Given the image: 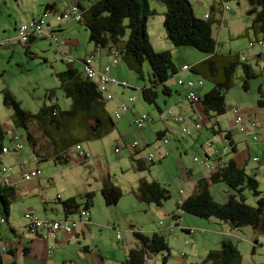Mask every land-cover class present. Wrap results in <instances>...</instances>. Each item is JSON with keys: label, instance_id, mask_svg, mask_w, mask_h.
<instances>
[{"label": "rangeland", "instance_id": "rangeland-1", "mask_svg": "<svg viewBox=\"0 0 264 264\" xmlns=\"http://www.w3.org/2000/svg\"><path fill=\"white\" fill-rule=\"evenodd\" d=\"M32 1L36 4L37 2L43 0H23L24 4H27L28 7L31 6ZM44 1L51 2V0ZM76 1H81L84 6H89V4L93 2V0H56V5L59 10H62L68 4L75 3ZM148 1L150 8L152 10H156V14L150 18V25L154 32L153 35L150 33L151 40L154 45L157 44V46H160L164 43L163 41H166L163 29L165 11L161 10L160 3H156L154 0ZM189 1L193 7L195 16L198 18H204V15L208 13L209 6L214 0ZM24 4H22L20 0H0V41L7 40L9 44L6 47L0 46V122L10 127L5 136V144L9 146L19 142L27 144V131L22 126H18L16 129L18 137L15 138L14 142L11 141L13 139L12 128H14V122L12 119L14 117V111L12 108L3 104V92L7 90L15 97V99L19 102L20 107L25 112L34 116L30 117L28 120V127L31 132L33 134L38 133V131L50 132V136L54 141H56L58 149H61L78 138L83 141V136H77L78 134L76 132V128L79 127L80 119H84V116L80 119L65 121L61 130L52 128V131H50L47 127L46 116L41 113V109L45 106L57 104L61 111L70 110L72 101L70 98L66 97L62 83L57 75L68 69V59H75L74 66L80 67L79 61L76 59L77 53L83 54L84 50H86V54L94 52L97 58H99L98 54L106 56L107 50H97L93 44L89 43V32L87 31L85 24L77 23L73 20L64 21L61 23L59 28H56L57 32L54 35L55 38H57L56 41L55 39L50 38L39 39L31 43L29 45V49H27L24 45L17 44L14 40L16 37L15 24L22 18L26 19L25 16L19 17L18 12L19 8H21ZM225 5L230 8V11L225 16V27L218 35V30L214 28V38L219 46H223V52H227L231 46L233 50H239L242 55H246V49L248 48L249 41L245 32L251 24V20L246 14V11L248 10L247 2L246 0H229L225 2ZM23 10L24 9L22 8V11ZM27 13V16L30 18V11H27ZM35 13L38 14V10H35ZM45 19L50 23L53 21L51 20L52 18ZM127 23L128 22L125 21V25H127ZM128 33L129 31L127 30V35L125 36L126 39L128 37ZM76 45L80 48L73 50L72 47ZM70 48H72V54L69 53ZM174 49V60L172 59L174 64H177V49L201 54V52L190 47H174ZM255 49L259 50L260 48L256 47L252 50V52L255 51ZM106 63V65H111L112 69H118L121 67L124 71H126V73H128V76L126 75L124 80L129 87L113 88L111 92L114 97V101L120 103L118 108H120V106L124 103L128 104V98L137 97L138 101L136 108L139 105H142L144 110L141 112L149 114V116L154 120L153 123L150 122L145 124L143 128L144 130H138L133 121H130L131 118L133 119V114L135 113L134 109L126 113L123 118L119 120L122 122L121 129L123 134L133 135L134 137L128 138L127 142L129 144L137 142L139 146L144 145V134L141 132L146 131L148 136L147 140L150 142V145L144 149L142 157L145 158L147 167L139 166L136 163L130 162L132 152H130L129 150L131 149L126 146L129 144L124 142L120 143L117 136L111 135V137H102L101 139L95 141H85L79 144V146L83 148V151H86L90 155V160H87L84 163L75 161L73 163L69 162L67 164H61L56 160L57 158L40 160L39 166L42 171V179L44 180L43 193L47 190L54 192V187H52L53 184H50L49 180H52L54 184L60 187H66V184L74 187L85 181H89L94 185L96 178H99L100 176H109V180L112 185L122 192L121 199L117 205L107 206L102 197H100L99 202H95V199L93 198V205L89 209V212L93 211L96 214V217L101 220L99 225H101V229H104L103 231L107 233L104 234V241L109 242L110 245L113 242L115 246H118L121 242L117 240L116 233L108 230V227L110 229L118 228L121 230L128 229L130 224L135 225L139 229H145L146 227H162L160 224L158 226L160 220L155 217L157 215L155 210L160 209L159 207L153 206L155 209H152V211L149 212L148 205L139 204L140 206H138L132 200L136 197L137 192V190L133 192L132 188H138L139 181L141 179H145L149 182L156 181L170 196V199L163 202L162 205H164V208H171L174 212H178L179 217H182L183 219V223L190 229H194L196 231V234L191 235L176 229L174 233L166 234V240L171 254L168 261H170L171 264H195V257L200 256V258H203V256H205V253L203 252L205 244H203L202 237L204 234L206 235V232L204 231L206 228L202 227L199 223H206L207 220L185 214L177 208L179 200L182 199L179 192L181 190L185 191V182L182 176L181 168L184 166L185 169L190 168L195 171L202 169L205 170V167H203L200 163L194 162L195 157L200 160L205 159L207 156L205 152H209L211 154V156L209 155L211 163L216 160V157L214 156L215 151H217L219 156L223 159H227V156H232L230 152L229 155H223L224 145L228 151H230V147L227 143L222 144L220 138L222 133L217 131L218 126L225 133L230 132L233 134V139L240 150L246 149L244 135L241 136V134H237L236 132L239 127L235 123L236 116L232 109L238 108L241 116H243L246 120H248V117L253 115L255 110H264L256 106L259 99H264V76L251 80L249 82L248 90H245L243 82L241 81L242 69L239 67L234 75L232 87L224 93L226 113L219 117L212 115L211 122L206 123L205 125L201 121H193L194 124H202V130L194 131L191 136L182 134L180 127L177 128V126H173L178 129V132L174 133V137L170 136L169 142L172 144L169 145V143L168 145H163L159 143L160 141L157 140L156 135L152 132L153 129L149 127L152 123L151 125H153L155 130H157L164 127L165 123L160 121L159 111L155 105H149L142 99V89L145 86H151L150 81L153 80L149 64L147 62L144 64L143 78H138L129 71L121 57H119L116 65L112 64V60L110 58L106 61ZM178 78L179 76H173L166 82V84L175 81L174 85L177 88L172 87L173 103L185 105L187 104L186 89L176 84ZM183 78L188 79L186 75H183ZM191 78H193L192 75ZM203 81L205 82L204 86L198 92L200 97H202L210 90L209 88L212 87L207 80L203 79ZM162 89L163 85H158L156 87L158 92L156 104L162 108V111H167L168 107H171L173 104L165 103L168 102V98L162 93ZM189 102L193 104V101ZM194 104H199V102ZM113 110L114 109H111L112 115L115 112ZM192 116H195L196 118V113H193ZM198 119L200 118L198 117ZM211 125H214V129L218 132L216 135L213 134ZM96 135L101 136L102 132L97 131ZM39 137H41V135ZM176 137L180 142L179 148H176V145H178ZM257 137L258 143L253 144L251 157L253 158L257 156L263 161L260 165L255 164V167L251 164L249 170L252 168L257 170L256 178L259 183V190L264 193V154L262 155L259 153L260 149L264 150V125L263 128H260L258 131ZM161 142L163 141L161 140ZM158 146H161L162 148L166 147L168 152L170 151V156L159 159L161 150ZM26 148L28 147L26 146ZM117 148L120 149L119 152H115V149ZM138 148L139 147L136 149ZM22 152L23 154H27L24 150L20 153ZM150 155L155 156L153 162L148 160ZM23 159H25L27 163H32L31 154L24 155ZM179 161H182L183 164ZM14 164L15 160H11V162L5 161L2 163V166L10 167ZM110 166L111 170H109ZM15 173L18 174L16 169ZM39 178L40 177L38 176V178L24 181L17 185L16 192H21L23 188L28 194L27 198L16 201L13 200L11 204L10 217L13 218V221L15 222L14 224L17 225V227L22 226L24 222L23 214L29 211H25V209L30 208V204L35 208V213L31 212L36 216L39 215V213L37 214V211L43 208L39 198V191H37V195L36 193L31 192L29 184L39 180ZM223 190L229 191L227 186L222 183L215 184L210 189L217 202H223V200L218 199V197H225ZM56 194L57 193H54L53 196ZM243 194L247 205L251 207L257 206V198L253 196L251 191L245 190ZM49 197H52V195L50 194ZM140 207H142V211H139ZM74 217H79V214H75ZM182 219H180V221ZM244 230L245 231L243 232H239L242 240L240 251L243 255V264H264V236H260L256 239L257 243L254 245L255 254L252 255L250 244L256 240L253 239L250 243L248 238L243 235L246 234L249 237L251 232L247 227ZM9 233L10 232L8 231V233L5 234V231H3L2 234H4V237L8 238ZM121 234V236H123L125 233L122 232ZM209 241L210 246H214L215 243L211 240ZM186 242H188V244H186ZM216 249H221V247H216ZM19 256H22L21 250H19ZM163 256L164 254L160 253L158 255V259L161 260ZM34 258L35 257L33 255L28 258H22L18 264H37L39 261H35ZM94 262L97 264L95 260ZM98 264L106 263L99 258Z\"/></svg>", "mask_w": 264, "mask_h": 264}, {"label": "trees", "instance_id": "trees-1", "mask_svg": "<svg viewBox=\"0 0 264 264\" xmlns=\"http://www.w3.org/2000/svg\"><path fill=\"white\" fill-rule=\"evenodd\" d=\"M157 1H160L165 7L163 29L171 44L175 48L190 47L210 56L198 66L191 67L194 74L201 75L203 79L213 85L211 90L206 92L202 97L199 96V104L202 107L203 115L211 118L212 115L218 117L224 115L226 113L224 93L232 87L233 78L238 68L240 67L242 69L241 81L243 82L245 90L248 89L249 82L257 78L259 74L251 68L249 64L250 61L242 62L238 55L228 54L217 56V42L213 35L215 22L209 18L201 19L196 17L189 0ZM227 1L229 0H218V5L225 7V2ZM246 2L248 5L246 14L251 20L250 27L247 31H250L256 38L255 41L250 42L261 41L264 43V0H246ZM73 4L79 7L82 13V21L80 23L85 24L89 32V43L93 44L97 50L106 49L109 51V55L110 52H117L118 57H121L129 71L138 78H143V66L146 62L149 64L153 80L150 81L151 86H145L142 89V99L145 103L155 105L158 109L156 104L158 98L156 87L158 85H163L162 93L166 95L168 92L166 82L179 73L172 61L171 54L168 51H155L150 42L147 24L148 20L154 16L156 12L150 8L149 1L93 0L87 8H85L84 5L82 6L83 3L81 1H77L71 5ZM55 9L54 4L45 6V11H54ZM213 9V6H211V11ZM62 12H59L58 15ZM125 21L128 22L127 25H125ZM52 30L53 28L51 27L50 35L55 38V36L51 34ZM127 30L129 33L126 39ZM37 40L32 39L24 44V46L29 49V45ZM71 52L72 48H70L69 53ZM262 56L263 55L259 53V56L256 58L261 59ZM69 60H71V62ZM67 62L69 63L68 69L58 74L57 77L62 83L66 97L71 99L72 106L68 111H61L57 104L45 106L41 109L43 115L46 116L50 114L52 116L51 120L46 117L47 127L50 131H52V128L61 130L63 122L80 119L83 116L85 119L100 120L95 113L98 112L100 108L99 103L101 100V94L98 91L97 85L83 75L82 69L78 70L75 68V59H68ZM3 104L13 109V118L16 119L19 127L22 126L27 131V142H30V148L33 150L34 144L32 142V136L30 135V129H28V120L30 117L34 116L25 112L20 107L15 97L7 90L3 92ZM257 106L264 107V100H259ZM115 113L113 117L114 120H110L112 126L115 121H119L115 119ZM150 118L151 121H153V118ZM81 120L82 119H80V121ZM150 122L148 121L145 124ZM42 133L49 139H52L50 132L45 131ZM6 134L7 131H5L4 126L0 122V158L3 155L18 156L24 148L17 152L15 148L17 143L14 147L6 145ZM158 136L162 138L164 137V133ZM97 137L100 138V136ZM224 139L230 141V133H226ZM11 141H13V139ZM53 142L54 145H57L56 141L53 140ZM229 144L231 152L234 153V144L232 142ZM126 146L130 147V144ZM3 149L9 150V152L2 153ZM117 149L119 152L120 149ZM68 150L69 149H65L61 155L56 157L59 163H69V159L67 158ZM34 159L40 162L38 156L34 155L32 161ZM208 159L210 160L209 157ZM211 164L215 165L214 171L211 172L207 179L199 181L195 194L183 199V201L181 200L182 204L179 205L178 203L177 208L183 213L196 218L205 220L213 218L221 222H227L235 229L249 227L253 231L264 235V193L259 190V183L256 176L246 173L244 168H239L233 159L225 163L215 160ZM1 167L3 166L0 162V169ZM220 183L225 184L229 189L227 200L223 204L216 202L209 190L211 186ZM245 190L251 191L253 196L257 198L256 207H251L246 204L243 194ZM101 195L107 206H115L121 199L122 192L113 186L109 177H107L103 182ZM137 195L144 203L153 204L156 207L162 206L163 202L170 199V196L157 182H149L145 179L139 181ZM15 196L16 188L3 184L0 176V219H4L7 224L10 217L11 204L13 200L15 201ZM93 198L94 195L90 192L84 196H80L79 199L77 197L61 201L59 197H57V202L61 206L66 219H68L69 216L79 214L80 210L89 212V209L93 205ZM82 200L85 202L81 203ZM168 216H170V218H168L172 221L171 224L174 223L177 228L179 227L178 230H182L178 222L181 219L179 215L177 216L173 213ZM175 230L176 229H174L173 232L168 230L166 234L174 233ZM188 230L189 229H185L182 230V232L188 234ZM166 234H164V232H155L150 237H145L143 235L138 236L142 246L138 250L130 251L129 257L122 264H144L147 252L156 255V257H158L160 253H163L164 256L162 259H158L159 264H167L171 254L166 240ZM186 244H188V242ZM23 252H26L24 248ZM0 264H4L1 257ZM199 264H243V257L235 245L225 241L222 242L221 249L207 253Z\"/></svg>", "mask_w": 264, "mask_h": 264}, {"label": "crops", "instance_id": "crops-1", "mask_svg": "<svg viewBox=\"0 0 264 264\" xmlns=\"http://www.w3.org/2000/svg\"><path fill=\"white\" fill-rule=\"evenodd\" d=\"M22 4H24L23 0H20ZM156 3H160V8L162 11H165V7L163 6V4L160 1L154 0ZM77 2V1H76ZM90 3V2H89ZM55 5V10L51 11H45V6L46 5ZM71 4H68L66 7H64V9L59 10L57 5H56V0H51V2H45L43 1H39L36 4L33 3V1L31 2V6H27V4L23 5L21 8H19L18 12H19V17L20 16H25V18L22 19H18L19 22H17L15 24V30H17V28L30 20L33 19H37V18H41L44 16H48V18H52L51 20L52 23H50L48 21V23L51 25V27L53 28V30L51 31L52 35H55L56 28H59L61 26L60 22H58L57 20V16L59 12H62L64 10H66ZM90 5V4H89ZM83 6V4H82ZM211 6H213V10L211 11ZM85 8H87L88 6H84ZM22 8L24 9L22 11ZM35 10H38V14L35 13ZM27 11H30L31 13V17L29 18L27 16ZM154 11L156 12V10L154 9ZM24 15H23V13ZM228 12L224 11V7H221L220 5H218V0H214V2H212V4L209 6V10L208 13H206L204 15V18H206V16L208 15V18L213 20L215 22L214 27L218 30L217 31V35L219 34V32L225 27V16L227 15ZM18 16V15H17ZM37 16V17H36ZM201 18V19H204ZM147 29H148V35L150 38V42L153 46V48L155 49V51L157 52H162V51H168L171 54L172 59L173 58V53L175 51L173 45L171 44V42L167 39L165 31H164V36H165V40L163 41L164 43L160 46H157V44H153L152 40H151V36L150 33L153 35V30L151 28L150 25V19L148 20V24H147ZM246 36L248 37V41L250 43V41H255L256 38L253 36V34L250 31L246 30ZM214 34V33H213ZM162 37V35H161ZM7 41V40H6ZM0 42H4V41H0ZM170 44V45H168ZM73 50L80 48L79 46H73L72 47ZM65 50V49H64ZM86 50H84V53H77V60L79 61V66L77 67L75 66V68H77L78 70L82 69V60L84 59L85 55H86ZM70 52V51H69ZM217 56H221V55H238L241 59V57H243V55L241 54V52L239 50H233L231 48V46L229 47L227 52H223V46L217 43ZM247 52V49H246ZM261 52H264V50L262 49H255V51H253L254 54H259ZM92 54L94 52H91ZM95 54V53H94ZM99 58L97 61V66L98 67H104L107 63L106 61L109 60V58L112 60V57H110L109 55V51H106V56L102 55V54H98ZM246 56V55H244ZM109 57V58H107ZM210 56H207L203 53L201 54H197V53H193L190 51H181V49H177L176 50V60H177V64H175V66L178 68H180L181 66L185 65L188 67H195L198 66L199 64H201L204 60L208 59ZM172 60V61H173ZM251 68L253 69V65H254V71L259 74L258 77L264 76V59L261 58H255L254 60H251V62H249ZM109 65V64H108ZM257 66V67H256ZM109 75L116 79L119 82H126L124 80V78L126 77V75L128 76V73H126V71H124V69H122L121 67H119L118 69H112L110 70ZM183 75H186L188 79L183 78ZM191 75L193 76V78H191ZM176 76H179V78L177 79V85H178V80L179 79H184V81H188V80H198V79H203L201 77V75H196L192 72V70L182 73V74H177ZM196 78V79H194ZM205 83V82H204ZM210 83V82H209ZM175 81L173 82H169L166 84V86L168 87V92L166 93V96L168 98V102L167 103H172L173 105H171V107H168V109L172 108L173 110H175V112H177L179 115H181L184 118V124H189L192 126L193 121H201L204 125L206 123L211 122V117H205L202 113V107L200 106V104H192L188 101L187 99V91H186V101L187 104L185 105H181L180 103H173V96H172V87H175ZM211 84V83H210ZM212 85V84H211ZM180 86V85H178ZM185 88L184 86H180ZM213 87V85H212ZM209 88L210 90L212 89ZM113 88H120V87H109L108 91L111 93ZM249 88V87H248ZM186 89V88H185ZM201 88L198 89L197 93L199 92ZM120 90V89H119ZM248 90V89H246ZM122 94V93H121ZM199 96V93H198ZM259 100H264L263 98L259 99ZM258 100V101H259ZM257 101V102H258ZM120 103H118L117 101H114V97L112 98V100L107 101L105 98L104 94H101V100L99 103V110L98 112H95L96 115L99 117L100 120H91V119H82L80 121V125L79 127L76 128V132H77V136H83V141L76 139L75 141L65 145L63 148L58 149L57 145H54L53 140L48 137H46L41 131H38V133L33 134L30 130V135L32 136V142L34 144V149L31 150V145L30 142L23 143V142H19L17 144H24V151L27 152V154H23L20 153L18 156L15 155H3L0 158V162L1 164L4 163L5 161L11 162V160H15V164L11 165L10 168L12 169V172L10 174V179L13 181V183L15 184V188L17 190V185L21 182H24V179L22 177V172L20 170V164L23 163L25 165V171H29L30 169H34L35 165L32 163H27V161L25 159H23L24 155H28L31 154V156L33 157L34 155L38 156L39 158H41L40 160L43 159H47V158H56L57 155H61L65 149H69V150H73L75 151V147L76 145H79L85 141H95L98 139H101L102 137H111V135L113 136H117L119 139L120 143H126L129 144L127 142L128 138H134L133 135H125L122 132V122H115L114 125H111V119L114 120V114L112 115L111 113V109H114L113 111H116L118 109ZM125 104V103H124ZM137 104V102H136ZM136 104L132 107L131 110L134 109L135 113L133 114V119L131 118L130 121H133L134 123V119L139 116L142 112V110H144V107L142 105H139L136 108ZM123 105V104H122ZM257 106V104H256ZM158 107V111L163 112L162 108L160 106ZM232 107V106H231ZM258 107V106H257ZM175 108V109H174ZM261 109H264V107H258ZM71 109V108H70ZM115 113V112H114ZM193 113H196V118L195 116H192ZM144 114V113H142ZM47 119L51 120L52 116L50 114L46 115ZM198 117L200 119H198ZM244 119V118H243ZM13 120V124H14V128H12L13 130V142L15 140L16 137H18V134H16V129L18 128L17 125V121L15 118L12 119ZM89 120V121H88ZM114 122V121H113ZM152 123L154 122L151 121ZM245 125H246V133H242L240 130V125H237L239 128L237 129V134H241L244 135V141H245V145H246V149L245 150H240L237 146V144L235 143L234 139H233V134H231L230 132V141H227L224 139V135L226 134L224 131L221 130V128L218 126V130L220 131L222 134L220 135L221 138V142L222 144H228L230 147V142H232L234 144L235 147V152L232 153L231 152V147H230V151L227 150V148L223 147V155H229L230 153L232 154V156H227V159H223L221 156H219V153H217V151H215L214 156L216 157V160H219L221 163H225L226 161L233 159L237 166L239 168H244L246 173L250 174V175H257V170L255 168H252L251 170H249V168L251 167V164H253L255 167V164L260 165L262 164L261 158L255 156V157H251V149L253 148V144L258 143V131L260 130V128H263L264 125V110H255L253 115L251 117H248V120L244 119ZM255 122L257 125V128L255 130V128L252 127L251 123ZM2 123V122H1ZM151 123V124H152ZM165 123V122H164ZM64 124V122H63ZM62 124V125H63ZM150 124L149 128L153 129V133L156 135L157 140L160 141L159 143L163 144V145H168L170 136L172 137L174 135V133L178 132V127H180V130L182 132V128L183 125H178V124H174L171 122H167L164 124V127L159 128L157 130H155V127L153 125ZM2 125L5 128V131H8V129L10 128L7 125H4L2 123ZM52 125V124H51ZM187 125V126H189ZM173 126H177V128L173 127ZM190 126V127H191ZM64 127V126H63ZM211 129L213 134L216 135V133H218L215 129H214V125H211ZM62 128V126H61ZM29 129V127H28ZM144 130V129H143ZM100 131L102 132V135L100 136V138H98L96 136V132ZM257 131V132H255ZM235 132V134H236ZM142 134H144L143 138H144V145H140L138 144V149H131L130 147H128L130 152H132L131 154V158H130V162L131 163H136L139 166H146V162H145V158L142 157V154L144 152V149L146 147H148L150 145V142L147 140L148 136L146 134V131H142ZM164 133V137H159L158 135ZM41 135V137H39ZM174 137V136H173ZM27 139V138H26ZM161 140L163 142H161ZM165 140H168V143L165 144ZM177 143L178 145H176V148L180 147V142L178 141V138L176 137ZM172 143H170L169 145H171ZM15 144L11 145L14 147ZM26 146L28 148H26ZM123 146V145H122ZM74 147V148H73ZM160 148V154L159 156L167 151L168 149L162 148L161 146H158ZM174 149V148H173ZM83 151V148H82ZM85 153H87L86 151H84ZM170 152V151H169ZM230 152V153H229ZM259 153H261L262 155L264 154V150L260 149ZM88 154V153H87ZM205 154L209 157V155L211 156V154L209 152H205ZM170 156V153H169ZM168 156V157H169ZM264 157V155H263ZM167 158V157H166ZM196 158V157H195ZM255 158L258 159V161H255ZM90 160V158H89ZM71 162V161H69ZM181 164L182 161H179ZM40 163V162H39ZM39 163L37 165V169L39 170L40 174H39V180H36L34 182L29 183L30 187H31V192L36 193L37 195V191H39V198H40V202L42 204V209H40L39 211H37V214L39 213V215H37L39 218L44 219V218H48L51 220H62L64 218H66L65 214L63 213L61 206L58 204L57 202V197H59V199L61 201L67 200L69 198H77L80 196H84L87 193H93L94 195V199L95 202H99L100 201V197H102L101 195V189L103 186V182L105 181V179L109 176H100L99 178L95 179V183L94 185L89 182V181H85L83 183H81L80 185H76V186H71L66 184V187H60L56 184L53 183L52 180H49L50 184H53L52 187H54V192L47 190L46 192L43 193V184H44V180L42 179V171L40 170V166ZM73 163V162H72ZM84 163V162H83ZM264 163V162H263ZM15 169L17 170V173H15ZM205 169V168H204ZM109 170H111V166L109 168ZM107 170V171H109ZM182 170V176L185 182V191L184 195L182 196V199H180L179 201L186 199L187 197L192 196L193 194H195V192L197 191V184L199 181H201L202 179H207L210 176V172L205 170H192V169H185L184 166H182L181 168ZM257 179V178H256ZM156 182V181H154ZM27 183V182H26ZM65 184V183H64ZM160 185V184H159ZM214 186V185H213ZM212 188V186L210 187V189ZM209 189V190H210ZM135 190H137V188H132V191L134 192ZM182 191V190H181ZM180 191V192H181ZM179 192V194H180ZM54 193H57V197L56 195H54ZM211 193V191H210ZM52 195V197H49V195ZM223 194L225 195V197L219 198L223 200V202H218L220 204H223L226 202L227 200V196H228V191H224L223 190ZM212 195V193H211ZM28 194L26 193L25 189L22 188L21 192H16V196H15V201L16 200H22L24 198H27ZM213 196V195H212ZM56 197V198H55ZM103 198V197H102ZM214 198V196H213ZM133 202L140 206L139 204H146L144 203L137 195L136 192V197H134ZM216 201V200H215ZM24 202V200H23ZM85 201L82 200L81 203H84ZM217 202V201H216ZM148 205V211L151 212L152 209H155V205L153 204H146ZM30 208L25 209V211L27 212H34L35 213V208L30 204L29 205ZM154 206V207H153ZM33 207V208H32ZM160 209H156V218H159V222L163 223L162 227H146L145 229H141V233L143 236L145 237H150L153 233L155 232H164V234L168 233L167 230H169V227L171 224V220L168 218V215L175 213L177 216L179 215L178 212H174V210L167 209V207L164 208V205L159 207ZM142 207H140L139 211L141 210ZM138 210V209H137ZM83 212V210H80L79 212V217H74L73 216H69V220H80L78 227H76L71 234L69 235H63L61 233L55 234L53 236H49L48 238H45L43 235H40L38 237H33L30 234L27 233V231L23 228V224L22 226L17 227V225H15L13 218L9 217L8 219V224H0V242H2L4 245H8L9 248V252L11 254H6L4 256L0 257L3 259V263L4 264H18V262L22 259V258H28L29 256L31 257L32 255L35 257V261H39L37 264H95L94 260L97 262L98 264V260L99 258L106 264H122L123 262H125V260H127V258L129 257V253L132 250H138L140 249L141 245L140 242L137 238L133 237L131 234H128L129 231L128 229H119L120 230V234L122 232H124L125 234L122 237L121 240H118L121 242L120 245L115 246L113 244V242L110 243L109 242H105L104 241V234L105 233L103 230L101 229V225H99V223L101 222V220L98 219V217H96V214L92 211V212H88L89 213V219H90V223H86L85 219L80 217L81 213ZM24 215V214H23ZM182 219V217H181ZM205 220V219H204ZM176 222V221H175ZM180 224V227L182 228V230L185 229H190L188 226H186L183 223V219L180 221H178ZM160 223H158L159 226ZM202 227L206 228L204 229V231L206 232V235L204 234L202 237V241L203 244H205V248L203 250V252L205 253L204 255L206 256L207 253H209L210 251H216L219 249H216V247H221L222 242H231L233 245H235L237 247V249L240 251L241 250V245H242V240L240 238V233L239 232H243L245 231L244 229L246 228H240V229H235L233 228L229 223L227 222H221L218 221L216 219H209L206 221V223H199ZM167 227V228H166ZM249 228V227H247ZM167 229V230H166ZM108 230L114 231L117 235V232L114 229H110L108 227ZM182 230H179L182 232ZM242 230V231H241ZM250 230V236L248 237V235L244 234L243 236L248 238V241H253V239H257L260 236H264L262 234H259L258 232L253 231L251 228H249ZM3 231H5V234L9 233L8 238L4 237L2 234ZM128 232V233H126ZM204 232V233H205ZM122 235V234H121ZM117 238V237H116ZM5 239V240H4ZM214 242V246H210V241ZM4 241V242H3ZM209 241V242H208ZM257 240L252 242L251 245V253L252 255L255 254V247L254 245H256ZM169 246V245H168ZM215 247V248H213ZM20 248V249H19ZM23 248L24 250H26V252H23ZM19 250H21L22 256H19ZM241 253V251H240ZM242 255V253H241ZM203 256V258L205 257ZM243 257V255H242ZM203 258H200V256L195 257V264H199ZM111 262V263H110ZM159 264V263H158ZM167 264H171L170 261H168Z\"/></svg>", "mask_w": 264, "mask_h": 264}, {"label": "built area", "instance_id": "built-area-1", "mask_svg": "<svg viewBox=\"0 0 264 264\" xmlns=\"http://www.w3.org/2000/svg\"><path fill=\"white\" fill-rule=\"evenodd\" d=\"M224 11L229 12L230 8L228 6L224 7ZM81 11L79 7L76 4L71 5L66 11L60 13L57 16L58 22H64V21H70L73 20L77 23H80L82 21ZM47 16H44L39 19H33L30 21H27L23 24H21L17 30H16V37L14 40L17 42V44L24 45L28 43L32 39H40V38H50L55 39L50 35L51 26L45 19ZM208 18V16H206ZM8 45V41L0 42V46L6 47ZM260 48L264 50V43L263 42H250L249 46L247 48L246 56H243L241 58L242 62H249L251 60H254L259 54H254L252 50L254 48ZM263 55L262 58L264 59V52H261ZM110 56L112 57V64L116 65L118 63V53L117 52H110ZM71 62V60H69ZM82 72L85 77H87L89 80L94 82L97 85L98 91L100 94H104L106 100H112L113 96L108 91L109 87H122L127 88L128 85L123 82H119L116 79L112 78L109 73L111 70V65H105L104 67H98L97 66V58L94 54H87L84 57V60L82 61ZM191 70V67L188 66H182L179 68L178 73H185ZM178 84L181 86H184L187 91V99L189 101H193V103L199 102V97L197 94V89L203 86V80H189V81H183V79H179ZM137 101L136 97H130L128 98V105L123 104L120 106L118 111L115 113V119L120 120L124 114H126L132 107L135 105ZM236 120L235 123L237 125H240V130L242 133H246V125L243 119V116H241L240 111L238 108L232 109ZM159 119L162 122H171L178 125H183L182 128V134L191 136L194 131H201L202 130V124L196 123L192 124V126H187L184 124V118L179 115L175 110L172 108L167 109V111L160 112ZM151 121V118L149 117V114L144 113L140 114L134 119V124L137 129L142 130L144 128L145 123ZM253 128H257V125L255 122L251 123ZM165 144L168 143V140L164 141ZM138 146L137 142H133L130 144V147L133 149H136ZM17 152L22 150L24 148L23 144H17L15 146ZM9 150L3 149L2 153H8ZM115 152H118V149H115ZM169 156V152L165 151L163 152L159 157V159H163ZM67 158L71 162H85L89 160L90 155L82 151L81 146H76L75 151L68 150L67 152ZM155 156L150 155L148 160L150 162L154 161ZM255 161H258V159L255 158ZM195 163H200L207 171L210 173L214 171L215 165H212L208 157H206L203 160H200L198 158H194ZM38 160L34 159L33 164L35 165L34 169H30L29 171H25V165L23 163L20 164V170L22 172V177L24 181H29L31 179L38 178L40 172L37 169ZM12 172V169L10 167H1L0 169V176H1V182L3 184L9 186V187H15V184L10 179V174ZM181 195H183V192H180ZM183 201V200H182ZM182 201H179V205L182 204ZM82 218L85 219L86 223H90L89 220V213L87 211H83L81 213ZM170 218V216H168ZM78 220H51L48 218L41 219L38 216L34 215L31 211L26 212L24 214V224L23 228L27 231L28 234H30L33 237H38L40 235H43L45 238H48L49 236H53L55 234L61 233L63 235H69L72 233V231L78 227L79 224ZM0 224H6L4 219H0ZM163 223L160 222V225ZM176 225L172 223V225L169 227V231L173 232L174 229H176ZM179 228V227H178ZM117 231V239L121 240V234L120 231L115 229ZM129 234L132 236L140 235L141 231L139 228H137L135 225L130 224L129 225ZM188 234H196V231L194 229H189ZM187 243V242H186ZM142 246V243L140 244ZM9 248L8 245H4L2 242H0V254L1 256H4L8 254ZM158 257L156 255L147 252L144 259V264H158Z\"/></svg>", "mask_w": 264, "mask_h": 264}, {"label": "flooded vegetation", "instance_id": "flooded-vegetation-1", "mask_svg": "<svg viewBox=\"0 0 264 264\" xmlns=\"http://www.w3.org/2000/svg\"><path fill=\"white\" fill-rule=\"evenodd\" d=\"M84 211H86V210H84ZM88 212V211H87ZM66 219V218H65ZM176 229H178V228H176ZM115 230V229H114ZM117 230H119L118 228H117ZM116 231V230H115ZM120 231V230H119ZM140 231H141V229H140ZM117 232V231H116ZM140 235H142V233L140 234ZM140 235H136V236H133V237H135V238H137L138 240H139V242H140V244H141V240L138 238V236H140ZM117 237V236H116ZM121 239H122V237H121ZM118 240V239H117ZM159 263V262H158Z\"/></svg>", "mask_w": 264, "mask_h": 264}, {"label": "clouds", "instance_id": "clouds-1", "mask_svg": "<svg viewBox=\"0 0 264 264\" xmlns=\"http://www.w3.org/2000/svg\"><path fill=\"white\" fill-rule=\"evenodd\" d=\"M251 62V61H250ZM198 94V93H197ZM107 101H110V100H107ZM164 112V111H163ZM179 203V202H178ZM69 219V218H68ZM9 254H11L10 252H9Z\"/></svg>", "mask_w": 264, "mask_h": 264}, {"label": "bare ground", "instance_id": "bare-ground-1", "mask_svg": "<svg viewBox=\"0 0 264 264\" xmlns=\"http://www.w3.org/2000/svg\"><path fill=\"white\" fill-rule=\"evenodd\" d=\"M169 90V89H168ZM58 156V155H57Z\"/></svg>", "mask_w": 264, "mask_h": 264}]
</instances>
